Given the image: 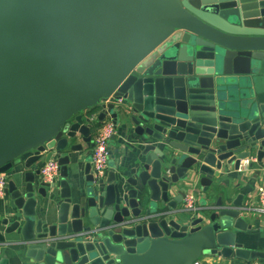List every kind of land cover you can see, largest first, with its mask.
<instances>
[{
    "label": "water",
    "instance_id": "95a60500",
    "mask_svg": "<svg viewBox=\"0 0 264 264\" xmlns=\"http://www.w3.org/2000/svg\"><path fill=\"white\" fill-rule=\"evenodd\" d=\"M108 115L133 161L103 179L88 163L82 185L70 154ZM254 154L264 0H0V244L22 247L17 264L264 262L241 196L182 207ZM53 155L60 179L45 182Z\"/></svg>",
    "mask_w": 264,
    "mask_h": 264
},
{
    "label": "crops",
    "instance_id": "0c3cea01",
    "mask_svg": "<svg viewBox=\"0 0 264 264\" xmlns=\"http://www.w3.org/2000/svg\"><path fill=\"white\" fill-rule=\"evenodd\" d=\"M104 120H112V117L108 115ZM121 123L116 127V133L109 142L111 152L110 160L113 159L118 164L131 166L136 142L131 138L130 134ZM77 142H82V150L70 154L71 161L68 167L70 176L74 177V175H78L80 183L85 185L84 177L86 165L88 163H93V138L91 142H84L83 140ZM250 162H255V164L249 166ZM243 164L242 169L239 170H236L233 166L224 167L220 176L211 186L210 192H212V194H204L202 186L200 184L196 185L194 188L198 192L200 191L199 204L215 205L220 196H222L226 202H232L241 196L244 207L257 202L259 200L258 186L264 173V159L257 163V157L254 154L251 158L244 160ZM58 179H60V176ZM192 190L193 188L188 189V191ZM251 216V223L256 231L250 234L248 246L264 250V215L252 214ZM20 253H24L21 246L0 244V259L7 256L9 258V264H17ZM200 264H264V262L260 259H255L248 263L247 260L238 257L228 259L222 256L205 255L200 259Z\"/></svg>",
    "mask_w": 264,
    "mask_h": 264
},
{
    "label": "built area",
    "instance_id": "2783aa9c",
    "mask_svg": "<svg viewBox=\"0 0 264 264\" xmlns=\"http://www.w3.org/2000/svg\"><path fill=\"white\" fill-rule=\"evenodd\" d=\"M97 114L93 115V119ZM116 133V125L113 120L99 121L95 125L93 135V170L97 177L103 179L109 168L110 148L109 142ZM41 177L45 182H52L60 176V163L56 155L48 161L41 163ZM8 173H0V196L4 195V188L8 183ZM259 200L254 204L246 206L249 212L257 215H264V173L258 186ZM183 207L186 209H196L198 207V194L196 191H188L185 195ZM196 264H200V261Z\"/></svg>",
    "mask_w": 264,
    "mask_h": 264
}]
</instances>
